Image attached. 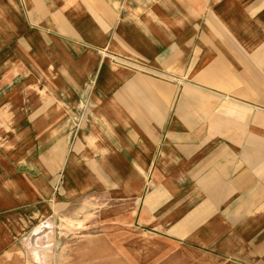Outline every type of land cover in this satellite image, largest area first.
<instances>
[{"label":"crops","instance_id":"1","mask_svg":"<svg viewBox=\"0 0 264 264\" xmlns=\"http://www.w3.org/2000/svg\"><path fill=\"white\" fill-rule=\"evenodd\" d=\"M7 6L13 21L43 29L27 34L37 39L33 53L74 45L52 37L81 38L144 68H99L92 101L106 97L107 105L83 123L72 157L62 137L68 125L35 126L49 144L39 156L29 148L28 157H16L21 110L14 94L0 100V264H264V0H0V31ZM74 47L78 77L90 76L83 71L98 61ZM46 111L42 118L56 122L66 115ZM184 161L186 180L199 183L192 191L204 201L168 206L164 198L176 196L162 189L175 178L168 167ZM101 164L125 166L123 175L111 172L113 189L109 182L104 190ZM149 178L159 187L147 189ZM101 197L114 202L111 219L85 226L107 233L66 241L59 232L51 254L19 252L20 224L78 223ZM180 246L200 253L184 257Z\"/></svg>","mask_w":264,"mask_h":264},{"label":"rangeland","instance_id":"2","mask_svg":"<svg viewBox=\"0 0 264 264\" xmlns=\"http://www.w3.org/2000/svg\"><path fill=\"white\" fill-rule=\"evenodd\" d=\"M10 10L11 9L9 6L5 7L4 22L0 31V100L8 94H14V96H12L14 99L13 102L17 108L21 110V116L14 119V125H17L19 128L18 135L16 134L18 136V141L17 143L13 142V145L17 144V149H15L17 152L15 153V156L28 157L27 153H29V148L30 150L32 148H36L35 150L32 149L33 155L39 156L47 144H49L50 141H47V137L50 136L44 133H34V127L52 125L64 127L68 125L70 129L67 133L63 134L62 137L65 139L68 157L75 156L73 144L76 140L79 130H81V126L83 123L84 125L87 124L89 116L92 114L91 112H96L97 109L101 110L107 105L106 97L101 99L102 101L99 105L93 103L92 101V94L95 90V78L99 68L107 62L115 64L118 66L119 70H122L120 68L124 67L140 72L143 70L144 66L139 61H129L128 59L116 55L110 50L108 45L100 47L86 45L84 40L81 38L74 39L52 37L50 38L52 41H68L74 45L68 44L66 46L63 44L58 47H51L54 49V51L47 56L42 52L33 53V51L37 50L34 48V45L37 44V39L27 37V34L29 30L32 31V29L36 30V32L43 33V29H40L39 25H36L37 27L34 28L33 25H29V23L23 20L13 21ZM16 31L19 32L21 38L12 37L13 34L17 33ZM48 33L53 34L54 32L49 31ZM18 44L20 48L18 49L19 53L13 52L12 49H17ZM50 44L51 43H49V45ZM76 45L82 46L83 48L91 51L95 61H98V64L95 65V68L92 71H83L84 73L88 72L89 75L91 73L90 76H83L82 78L78 77L79 70L76 69L77 64L75 58H79L81 55L75 51L76 49L74 46ZM31 48L32 51H29ZM45 97L47 99H44ZM44 110H47L46 113H54L53 111H63L64 115L66 114L67 117L66 115L63 116V118L59 119L58 122H56V117L42 118L45 114L43 113ZM171 122L172 119L169 120L167 125L169 126ZM182 123H185L186 126H188V119H183ZM5 124L11 125L12 122ZM134 128L136 129L137 127L135 126ZM38 135L39 137L35 138ZM58 135H54V138L59 137ZM187 136L188 135L186 134L181 135L180 141L186 140ZM151 137L153 138V136ZM96 141L97 139H95V142ZM5 145L6 142L2 146L4 149L3 156L7 157L8 155L6 154L4 148ZM106 147L107 146L104 148L106 149ZM203 163L204 160H200L195 165L200 167L203 166ZM188 165L189 163L184 161V163H180L179 166H175L174 169H172V167H168L169 172L175 178L174 181L170 180V182H165L166 184L162 187V189L165 191H173L176 195L170 198H164L165 203L168 202L166 203L168 206L173 203H179L180 205L184 206L188 204L195 205L202 204L204 201L203 193L195 192L194 194V191H192L193 186L196 188V190H198L197 186L199 183H190L188 180H186L187 175H184V173H187ZM124 168L125 166L108 167L107 165L102 164L99 166V168H97L102 179L104 180L103 184L105 185V191L108 189L109 182H111V187H109L110 189H113L114 186V182L109 180L111 172L113 173L116 170V174L123 175L125 172ZM150 168L151 167H149V169ZM89 169H91V167H89ZM64 170L65 165L62 166L61 171L55 175L54 188L57 190L59 186L58 182L61 180V177H63ZM130 174L131 171L127 170V175L130 176ZM135 176L136 175L132 174V177ZM150 180L151 179L149 178L146 186L147 189L159 187V183H154ZM193 194L195 196V200L192 196ZM106 198L107 197H101L99 203L95 204L99 207L92 208L90 204L85 206L84 215L79 219L81 222L76 223L75 220L70 221L68 219H63V217H58L61 219L60 221L57 219V217H55V220L52 219V228L49 229V226H47L43 221H37L40 223L36 222L37 225L35 226H39L40 230H36L37 232L35 237L33 234H31V231H33L35 226H31V224L28 226L27 224L26 226H23V224H20L21 229L19 233L21 235L18 239L20 240V243L18 244L19 252L25 256L26 254H31L32 256L37 254L42 255L45 253L51 254L49 251V245H51L54 235L55 237L57 235V238L60 237V235H58L59 232L65 235L62 236L63 239H65L67 235L66 241H71L77 236H92L96 234L103 235L104 233H107V230L92 229L90 226H85L86 224L90 225V222L93 219H99L101 226L103 225L102 223L104 221L111 219V216H109L107 212L112 208L109 206L113 205L114 202H106L108 200ZM86 200L89 199L85 198L84 201ZM103 203L105 204L103 205ZM73 210L74 209L70 210V214H73ZM109 232L118 233L123 232V230H110ZM147 235H149V238H152L150 237L152 236L151 234ZM56 249H58V246H56L55 250ZM178 250H180V254L184 257H187L188 255L192 257H198L197 255L200 253L199 251H196L197 255H195L193 251H189L188 249L186 250L183 248V246H180ZM54 253L56 252L54 251ZM201 257H203V254H201Z\"/></svg>","mask_w":264,"mask_h":264}]
</instances>
